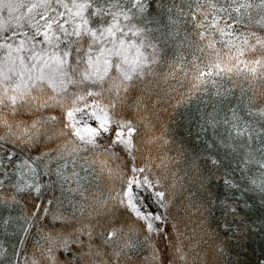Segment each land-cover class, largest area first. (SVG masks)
Here are the masks:
<instances>
[{
    "label": "snow or ice",
    "instance_id": "1",
    "mask_svg": "<svg viewBox=\"0 0 264 264\" xmlns=\"http://www.w3.org/2000/svg\"><path fill=\"white\" fill-rule=\"evenodd\" d=\"M252 233L264 0H0V264H241Z\"/></svg>",
    "mask_w": 264,
    "mask_h": 264
},
{
    "label": "trees",
    "instance_id": "2",
    "mask_svg": "<svg viewBox=\"0 0 264 264\" xmlns=\"http://www.w3.org/2000/svg\"><path fill=\"white\" fill-rule=\"evenodd\" d=\"M184 125L185 121L180 120L178 124L171 126L177 133L176 138L178 140L184 138L186 147H197V145L193 143L195 137L187 136ZM228 249L230 253L229 259L231 260H236L238 258L241 264H261V262L264 261V235L252 233L238 243L230 241ZM237 253L239 254L238 257Z\"/></svg>",
    "mask_w": 264,
    "mask_h": 264
}]
</instances>
